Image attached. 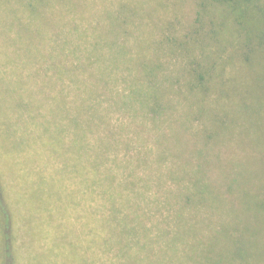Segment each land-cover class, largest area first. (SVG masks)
<instances>
[{"label":"rangeland","instance_id":"374dc122","mask_svg":"<svg viewBox=\"0 0 264 264\" xmlns=\"http://www.w3.org/2000/svg\"><path fill=\"white\" fill-rule=\"evenodd\" d=\"M16 1L15 264H264V0H62L30 27Z\"/></svg>","mask_w":264,"mask_h":264},{"label":"trees","instance_id":"16d2710c","mask_svg":"<svg viewBox=\"0 0 264 264\" xmlns=\"http://www.w3.org/2000/svg\"><path fill=\"white\" fill-rule=\"evenodd\" d=\"M216 3H225L231 5L230 0H212ZM58 3L61 5L62 0H17L15 6H19L22 12L30 17L28 27L33 26L36 19L44 17V8H51V5ZM17 4V5H16ZM19 4V5H18ZM7 9V8H6ZM10 12V13H9ZM7 15L15 14L9 9ZM47 15V13H45ZM27 31V27L25 26ZM159 66L158 61H153L150 67ZM150 111V110H149ZM0 174V264H15L14 240L16 232V215L10 203L9 196L1 180ZM187 201V200H186Z\"/></svg>","mask_w":264,"mask_h":264}]
</instances>
